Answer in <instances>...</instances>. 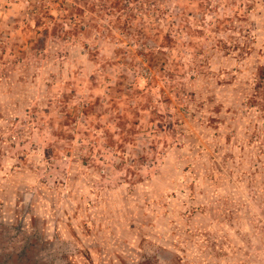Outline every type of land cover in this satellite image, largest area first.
Instances as JSON below:
<instances>
[{
  "label": "rangeland",
  "instance_id": "rangeland-1",
  "mask_svg": "<svg viewBox=\"0 0 264 264\" xmlns=\"http://www.w3.org/2000/svg\"><path fill=\"white\" fill-rule=\"evenodd\" d=\"M252 62L264 0H0V264H264Z\"/></svg>",
  "mask_w": 264,
  "mask_h": 264
},
{
  "label": "crops",
  "instance_id": "crops-1",
  "mask_svg": "<svg viewBox=\"0 0 264 264\" xmlns=\"http://www.w3.org/2000/svg\"><path fill=\"white\" fill-rule=\"evenodd\" d=\"M260 65H257L255 63H250L248 66V76L246 78V80L244 81V83L242 84L241 90L239 95L237 96V99L235 102H233L232 107L227 109V112L229 113V117L227 116L222 122V126L218 125L217 129L219 130H225L227 132V134L225 135V137H223V143L224 144H228L232 138H234L232 136L233 131L231 130V127L233 126V124H235V128L234 130L236 131L239 128V131L243 130L244 136H242V139L244 142L248 141V136H247V131L244 127L243 129V125L246 122V117H245V113H249L251 115H253L254 113L259 114L261 112V110L258 108L257 103H250L251 100L252 101H259V98H255L253 99L254 94H256V92L254 91V87L253 84L251 83V79L254 75V73H256L255 68L258 67ZM228 119V120H227ZM239 133H235V136H238ZM241 136V135H240ZM221 143V141H218ZM217 142V143H218ZM218 143V144H220ZM218 162V159L215 157H212L209 159V164L210 166H206L204 167V172H203V176L204 178H207L211 181L214 173L216 170H218L219 164L215 163ZM222 165V164H221ZM30 207L33 205H29ZM28 206V207H29ZM26 217L31 219L34 218L35 216L32 215V213H30V210H27L26 212Z\"/></svg>",
  "mask_w": 264,
  "mask_h": 264
},
{
  "label": "trees",
  "instance_id": "trees-1",
  "mask_svg": "<svg viewBox=\"0 0 264 264\" xmlns=\"http://www.w3.org/2000/svg\"><path fill=\"white\" fill-rule=\"evenodd\" d=\"M256 73H254L251 83L253 84V89L256 92L253 99L259 98V101H252L250 103H257L258 108L264 111V65L255 68Z\"/></svg>",
  "mask_w": 264,
  "mask_h": 264
}]
</instances>
